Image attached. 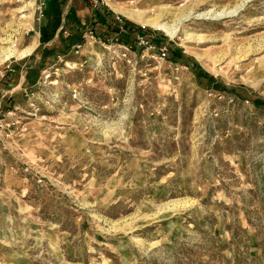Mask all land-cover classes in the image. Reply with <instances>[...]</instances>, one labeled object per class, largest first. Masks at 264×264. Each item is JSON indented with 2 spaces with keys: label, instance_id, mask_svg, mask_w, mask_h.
<instances>
[{
  "label": "rangeland",
  "instance_id": "rangeland-1",
  "mask_svg": "<svg viewBox=\"0 0 264 264\" xmlns=\"http://www.w3.org/2000/svg\"><path fill=\"white\" fill-rule=\"evenodd\" d=\"M93 2L0 0V264H264V0Z\"/></svg>",
  "mask_w": 264,
  "mask_h": 264
},
{
  "label": "trees",
  "instance_id": "trees-1",
  "mask_svg": "<svg viewBox=\"0 0 264 264\" xmlns=\"http://www.w3.org/2000/svg\"><path fill=\"white\" fill-rule=\"evenodd\" d=\"M104 11V12H103ZM66 27L70 29L72 35H77V41L80 44L85 42L84 32H90L94 36L103 39L105 42H109L114 35H116L117 40L120 43L127 45L128 47L136 50L137 48L141 49L144 45L138 43V36H144L151 43L160 45L159 41L156 40L155 36L149 32V28H144L138 24H135L126 18L119 20L114 12L106 10L102 6L92 7V14L90 17H85L83 20L82 17L77 13L74 7H71L69 13L66 17ZM58 26L52 30L51 36L48 38L43 36V42L48 41L56 33ZM177 55L180 49L174 50ZM170 57V56H169ZM175 59V56H172ZM199 77H206L208 80L213 79L212 75L206 74L202 71L198 73ZM203 83L202 78L199 79ZM230 89V88H229ZM259 105H264V101L261 99H256Z\"/></svg>",
  "mask_w": 264,
  "mask_h": 264
},
{
  "label": "built area",
  "instance_id": "built-area-1",
  "mask_svg": "<svg viewBox=\"0 0 264 264\" xmlns=\"http://www.w3.org/2000/svg\"><path fill=\"white\" fill-rule=\"evenodd\" d=\"M94 2L93 3H91V5L92 6H94V7H98V6H100V2L102 1V0H93ZM117 18H119L120 19V17H117ZM92 34V33H91ZM152 36H154L153 34H152ZM138 43L140 44V45H148V44H150L151 42L149 41V39H147L146 37H144V36H138ZM125 45V44H124ZM75 47H76V52H78L79 50V48H81L82 47V44H77V45H75ZM125 47L127 48L128 46L127 45H125ZM129 48V47H128ZM167 54H168V48L166 47V46H164V47H160V51H159V57L161 58V59H166L167 58Z\"/></svg>",
  "mask_w": 264,
  "mask_h": 264
},
{
  "label": "crops",
  "instance_id": "crops-1",
  "mask_svg": "<svg viewBox=\"0 0 264 264\" xmlns=\"http://www.w3.org/2000/svg\"><path fill=\"white\" fill-rule=\"evenodd\" d=\"M86 6H87V8H88V10H87L86 13H88V14L82 16V19H83V20L85 19V17H90L91 14H92V7H89L88 5H86ZM103 12H104V11H103Z\"/></svg>",
  "mask_w": 264,
  "mask_h": 264
},
{
  "label": "bare ground",
  "instance_id": "bare-ground-1",
  "mask_svg": "<svg viewBox=\"0 0 264 264\" xmlns=\"http://www.w3.org/2000/svg\"><path fill=\"white\" fill-rule=\"evenodd\" d=\"M218 15H220V14H218ZM158 25H159V23H158ZM160 27L164 28L168 32V34L174 35V30L170 29L171 27L170 28L165 27L164 25H161Z\"/></svg>",
  "mask_w": 264,
  "mask_h": 264
}]
</instances>
